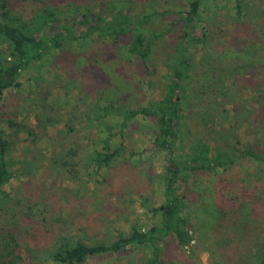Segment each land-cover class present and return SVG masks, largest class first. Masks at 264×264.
Here are the masks:
<instances>
[{
  "label": "trees",
  "instance_id": "16d2710c",
  "mask_svg": "<svg viewBox=\"0 0 264 264\" xmlns=\"http://www.w3.org/2000/svg\"><path fill=\"white\" fill-rule=\"evenodd\" d=\"M217 1L232 3L234 14H219L205 29L204 10ZM12 3L0 0V97L9 89H18L20 78L26 75L29 94L39 112L34 117L36 129L45 133L61 121L54 103L51 116L43 113L46 92L37 98L39 89L47 84L42 79L43 67L52 51L82 50L88 42H110L124 50L121 59L134 66L133 73L142 77L152 96L147 103L131 108L122 96L104 94L109 83L96 85L98 79H84L80 67L68 73L70 82H83L79 80L73 111L64 114L67 124L50 141L55 150L49 157L37 152L32 159L14 161V141L0 129V217L20 210L31 222L40 219L44 227L49 224L48 230L56 228L49 245L36 247L15 233L17 227L25 234L28 230L4 222L0 228V264H86L108 256H125L119 263L132 264L133 251L140 254L135 264H166L162 257L166 242L173 241L182 251L194 248L196 229L190 222L188 194L198 180L214 184L215 191L220 185L217 194L224 197L225 204L215 206L219 214L216 221L215 214L206 220V224L214 223L210 227L214 243L208 264H264V190L254 189L264 184V4L253 2L256 7L252 11L244 0H186V9L183 5L177 10L153 8L149 13H137L129 3H113L106 12L80 13L74 9L69 17L44 7L28 22L11 13ZM164 38L171 39L172 45L163 55V73L156 74V49ZM132 82L130 78L126 81L129 85ZM246 89L251 93L249 99L243 98ZM200 107L212 114L217 128L212 132L204 129L202 136H190V113ZM82 115L88 128L95 129L97 136L103 134L97 138L101 145L98 150L88 151L73 141ZM138 118L149 123V149L162 154L158 173L147 174L149 182L155 181L160 197L158 206L151 209L155 221L148 227L131 225L127 234L88 245L68 233V223L74 225V217L82 214L77 206H84L68 192L67 219L47 197L42 218L41 211L34 212L37 200L26 199L28 202L20 204L17 198L15 204L10 199L5 187L13 177L15 162L20 165L19 174L30 179L39 169L37 159H45L78 184L84 177L93 181L97 170L127 160L121 138ZM243 126L246 135H260L258 140L241 143L236 132ZM25 133L27 138L35 136L34 129L25 128ZM34 143L35 139L29 140V144Z\"/></svg>",
  "mask_w": 264,
  "mask_h": 264
},
{
  "label": "rangeland",
  "instance_id": "374dc122",
  "mask_svg": "<svg viewBox=\"0 0 264 264\" xmlns=\"http://www.w3.org/2000/svg\"><path fill=\"white\" fill-rule=\"evenodd\" d=\"M185 1L41 0L40 2H33L31 0H13L11 13L29 22L44 7V9L50 8L63 11L69 17L75 12L74 9H77L80 13H88L90 10L106 12L105 10L109 6H112L113 3L116 6H120L122 3H129L137 13H149L150 9L153 8L156 10H177L183 5L186 9L187 5ZM244 1L252 11L256 7L253 2H262L264 4V0ZM232 6V3L221 1L210 2L204 10L203 27L207 29V24L218 17L219 14L232 16L234 14ZM258 7L261 8V6ZM262 8L264 9V5ZM254 24L255 21H253L252 27H254ZM166 25H163V28ZM235 26L237 27V25ZM258 28H260V25ZM240 34L241 32L237 33V35ZM171 45V39L169 40L168 38L167 40L164 38L157 46L155 54L156 62L154 64L156 74L163 73V55ZM123 54V49H118L116 45L106 41L88 42L82 50L74 47V51L68 48L64 49L63 52L52 51L49 54L48 63L43 67L44 73L42 74V79L47 84L39 89L37 98L46 92L47 98L43 100L46 110L43 113L46 116H51L53 113L51 105L54 103L56 104L55 109L60 112L61 121L54 127L47 128L45 133L39 128L36 129L34 117L39 112L35 106L34 97L29 94V88L25 81L27 76L23 75L20 78V86L18 89L12 88L7 90L0 97V129L4 131L5 137L13 139L14 141L12 143L14 161H19L23 157H26L28 160L32 159L37 152H41L49 157L54 152L55 146L50 141L58 131H62L60 129H64V124H67L64 114L73 111L72 107L77 101V96H79L77 89L81 86L79 80H83L70 79V82V77L68 76L69 71L72 72L82 67V71L84 70V79L87 77L92 80L98 79L96 85L109 83L110 87L105 90L104 94H107L111 98L119 97V95L122 96L131 108L135 107L137 103H147L152 93L148 89L147 84L140 80L142 77L140 76L139 79V74L135 75L133 73L134 66H131L124 59H121L120 56H123ZM92 58H95L97 61L93 63ZM87 64L89 66L85 67V69L84 66ZM32 74L35 75L36 72L32 71ZM128 78H130L131 82L133 81V84L130 83L132 85L126 83ZM154 79L157 80V77H154ZM82 87L84 86L82 85ZM245 93L246 95L243 98L249 99L251 95L249 90L246 89ZM82 108H84L83 105ZM89 115H91L90 112ZM189 117L188 122L190 123L188 125L192 129L190 136H193V134L199 136V133L202 136L204 129H209L212 132L217 128L213 123L212 114H209L205 108H194ZM9 121L13 125H16V127H10L8 125ZM86 123V118L82 115L78 124L80 130L74 135L73 141L78 144H83L88 151L93 149L98 150L101 145L97 141V138L98 136L102 137L103 134L100 133L97 136L94 133L95 129L88 128ZM111 124L114 128L116 127V123L112 120ZM245 127L243 126L236 132V136L240 139V142L245 144L255 142V140L257 141L260 135H246V132H244ZM25 128L34 129L35 136L33 138H27ZM148 130V121L142 120L141 118L134 121L123 138H121L125 147L123 157L127 160L123 159L121 163H115L106 170H97L93 181L84 177L78 184H75L66 179L65 175L60 171V168L49 166L48 162L41 158L37 159L39 161V169L30 179L26 175L21 176L19 174L17 167L20 165L15 162L12 165L13 177L5 187V190L9 192V197L15 201V204L17 198H20V204L28 202L26 199L31 200V202L37 200L38 204L34 208V212L41 211V218L46 214H44L42 208L45 197L48 198L49 203L53 205L54 209L55 207L60 209L63 219H67L69 213V203L65 201L67 199V192L71 196L70 198H78L84 203L82 209L77 206L78 211L82 212V214L74 217V225L68 223V233L88 245L95 244L97 240H102L103 242L111 241L117 235L127 234L131 225L148 227L155 221L151 209L158 206L160 197L155 181L152 183L149 182L147 174L155 175L158 173L162 157L161 153H155L152 149H149L150 134ZM31 139H35L34 144H29V140ZM231 141L234 142V138ZM185 144L187 145L188 143L186 142ZM229 179L232 180V178ZM214 183L216 185L217 180ZM213 185L198 180L197 184L190 190L191 192L188 194L190 198V222L193 228L196 229V232L193 234L194 241L192 242L194 248H192V251L191 249L182 251L179 247L175 246L173 241L166 242L163 246L162 253L166 264H208L210 251L214 243L210 227L214 223L211 225L206 224V220L215 214L216 221L219 214L215 211V206L225 205L223 202L224 197H220L217 194V188L220 185L216 186V191ZM248 189L251 190V188ZM254 189L264 190V184ZM49 203L47 204L48 206ZM18 211L20 212V210ZM19 212L12 213L9 211L6 214L2 213L4 218L0 217V228L5 225L4 222L20 225L22 229L25 228L28 230L26 234L30 233L26 236L23 231L24 229L19 230L17 227L15 233L19 235L20 240L26 241L29 245L36 247L39 245H49L52 240V234L56 233V228H49L48 230L46 227L49 224L45 223L46 227H44L40 219L38 223L31 222V219H26V216ZM32 226L34 227L33 229ZM130 255L131 261H133L132 264H135V260L140 254L133 251ZM124 257L108 256L89 260L86 264H120L119 261H123L122 258Z\"/></svg>",
  "mask_w": 264,
  "mask_h": 264
}]
</instances>
